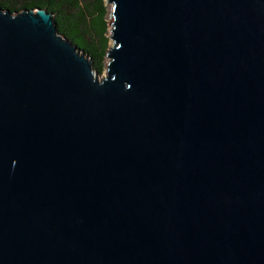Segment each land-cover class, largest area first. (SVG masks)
I'll use <instances>...</instances> for the list:
<instances>
[{
	"label": "water",
	"instance_id": "95a60500",
	"mask_svg": "<svg viewBox=\"0 0 264 264\" xmlns=\"http://www.w3.org/2000/svg\"><path fill=\"white\" fill-rule=\"evenodd\" d=\"M106 1L0 7V264H264V0Z\"/></svg>",
	"mask_w": 264,
	"mask_h": 264
},
{
	"label": "trees",
	"instance_id": "16d2710c",
	"mask_svg": "<svg viewBox=\"0 0 264 264\" xmlns=\"http://www.w3.org/2000/svg\"><path fill=\"white\" fill-rule=\"evenodd\" d=\"M0 7L15 13L23 9L43 8L54 14L59 35L93 60V70L100 72L107 56V23L101 0H0Z\"/></svg>",
	"mask_w": 264,
	"mask_h": 264
},
{
	"label": "rangeland",
	"instance_id": "374dc122",
	"mask_svg": "<svg viewBox=\"0 0 264 264\" xmlns=\"http://www.w3.org/2000/svg\"><path fill=\"white\" fill-rule=\"evenodd\" d=\"M87 1H91V0H86V2ZM101 4L105 9L104 20L107 23V30L105 31V36H106V38H108V46L107 47L109 49V47L112 45V41L109 38V36H110L109 30H111L110 22H111L112 8H111V5L108 4L106 0H101ZM53 17H54V14H53ZM107 61H108V58L105 56L104 60L101 62L100 72L93 70L94 72H96V76H97L96 78L101 79L103 77H106L105 66H106ZM91 63H92V67H93V60L92 59H91ZM93 69H94V67H93Z\"/></svg>",
	"mask_w": 264,
	"mask_h": 264
}]
</instances>
